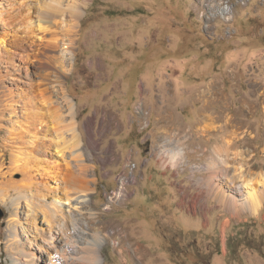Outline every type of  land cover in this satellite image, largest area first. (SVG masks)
<instances>
[{
    "label": "rangeland",
    "instance_id": "374dc122",
    "mask_svg": "<svg viewBox=\"0 0 264 264\" xmlns=\"http://www.w3.org/2000/svg\"><path fill=\"white\" fill-rule=\"evenodd\" d=\"M75 23L71 62L40 85L31 42L56 39L52 53L63 57ZM41 123L57 145L49 138L18 168L17 151L32 150L30 124ZM226 129L229 174L256 180L248 172H264V0H0V184L26 178L41 190L12 189L20 211L0 195V264H12V230L49 264L48 238L59 235L50 222L62 219L70 264H264V207L234 218L206 196ZM54 191L66 203L60 216L32 214L33 204L51 209Z\"/></svg>",
    "mask_w": 264,
    "mask_h": 264
},
{
    "label": "bare ground",
    "instance_id": "6f19581e",
    "mask_svg": "<svg viewBox=\"0 0 264 264\" xmlns=\"http://www.w3.org/2000/svg\"><path fill=\"white\" fill-rule=\"evenodd\" d=\"M27 5H28V3H27ZM76 25L77 24L75 23V24H73V26L71 25L72 27H67V29L69 28L67 30L68 33L71 32V33H73V35H71L69 38L70 43L66 47L68 49L67 50L68 52L65 54L66 56L64 55L63 57H59L57 59H56V57H54V54L52 52L58 48V45L56 43V39H53L51 44L50 43L37 44L35 40H33L31 42L30 45H32V47H35L36 49L39 48V50H40L36 54V57L39 59V65H40L39 69L42 70L41 71L42 73L40 74V77H41L40 85H44V84H41L43 82V80H49L50 79L49 74H52L53 72L55 73L57 71V64L61 63V68L63 69L62 71L64 72V68L67 66V64L70 61V58L72 57L71 56L72 54H70V53L73 52V45H74V42L76 41V38H74L76 33L73 31V27ZM24 48H25V45H24ZM68 55L71 57H68ZM27 58H29V57H27ZM54 69H56V70H54ZM47 70L51 71L52 73L47 71ZM44 73H47V74L43 77ZM62 83H63L62 79L58 78V84H62ZM66 92H65V95L63 96L64 103L66 102V108H67V110H69V116H73V114H72L73 105H72L70 98L68 99ZM216 94H215V96H214V94H210L209 97L221 101V99L223 98V95H220V94L216 95ZM220 106H222V105H220ZM216 107H219V106L216 105ZM208 114L207 113L204 114V117L206 119H209V118L211 119V117L214 116V113H210V115H208ZM215 117H217V116H215ZM57 120H58V122H60V121L62 122L64 120V117L61 115H57L56 121ZM69 125H68V127L72 128L73 122H70ZM30 126L34 128V134H32L34 137V140L31 141V143L33 145L32 150L29 151L27 154H25L26 153L25 151H22V152L17 151L18 154L21 155V157L18 159L22 161L20 164L16 165L18 168H23L25 166V164H27L23 160H25V159L30 160L28 157H31L33 155H42L45 152L44 147L47 146V144H48L47 141L49 138L52 139V141L54 142L53 138L47 136L48 133H50V131L52 130V126L47 125L46 129H45L43 123H41V127H38V126L36 127L33 124H30ZM65 126H66V124H65ZM54 128H57V127L54 126ZM71 128H68V129H71ZM221 128H223V127H221ZM29 131H31L30 128H29ZM73 132H72L73 133L72 136L74 137L77 135V133H76V130H73ZM222 133H223L222 136H220L218 138L217 143L214 146L213 157L211 158V160H212L213 164H215V166H217V169L214 166L215 168L212 170L213 172H211L209 175H207V181H209L208 182L209 187H208L206 196L212 202L218 203L222 210H224L226 213H230V215L234 218L241 217L243 212H249L253 216H258L260 211L264 207V172L255 173V172L249 171L248 173L250 175H254V178L256 179L254 181L253 180L247 181L246 179H243V175L241 174V172L237 173V174H233L231 176V174H229V172H231V171L226 164H227L228 160L231 161L230 157H232V156H230V155H231V149L233 147V143H232L231 139L226 138V136H229V135H227L229 133V131H227V129L222 131ZM27 143L25 141L20 142L19 148L24 149V147H22V146L27 147ZM234 143H235V141H234ZM54 144L57 145V142H54ZM237 147L240 148V145L237 144ZM58 152H64V149H60ZM242 154H243V152H237V153H235L234 158L237 160H238V158H239V160H242V159L244 160L243 156H241ZM57 167H59L61 169V166H59V164ZM210 169H212V168H210ZM33 181H34V179H33ZM123 181L124 180L121 181V184H123ZM241 181L243 183H241ZM251 181H253V182H251ZM37 185L38 184H35L33 182H28L26 178L21 180L20 182H15V183L14 182H10V183L4 182V183L0 184V192H1L0 195L2 196V194H4L5 197H7V199H4L2 197L3 202L6 203L7 200H9L10 204H8V202H7V204L16 208V210L20 211L22 209L21 200H23L22 199L23 196H19L17 198H12V195H14L12 192V189H15L16 187L29 188V187H35L36 186L33 189L36 190V192H37L36 194L39 195L41 190H40V192L38 191ZM118 194L120 195L121 192ZM53 196L55 198L53 200V203L51 204V209L48 205H47L48 206L47 209H45L43 204H33V205L29 206L31 208L32 214L37 215L39 212L48 214L50 211H53L56 215L60 216V211H61L60 207H62V205L66 204V203L63 202L62 198L56 193V191L53 192ZM34 197L39 198L38 196H34ZM64 220L65 219L60 220L61 222L58 223L59 225L58 224L56 225V222L55 223L50 222V225H55V226L50 227L48 232L50 233L52 229L54 230V228H57L56 230L59 232H56V233H59V235L56 236V234L54 232L53 237L48 238L51 241L50 247L54 249V253L48 255L49 259H50L49 264H64V263L70 264V262L72 260L70 251L73 248V244L71 242L70 237H68V235H69L68 231L69 230L65 228L66 226L62 225L64 223H66V221H64ZM229 224H230V220H227L225 222L224 233L226 232V228H227V226H229ZM57 226H60V227L58 228ZM11 230L12 229L10 228V231ZM60 232L62 233L61 236H60ZM18 234H19L18 230H15V231L12 230V233H10L9 239L7 241V248L12 247L10 250L12 252L11 253L12 264H40V261H42V256H41L42 254H40L39 251L41 253H43L42 250H40L41 249L40 245L38 246L36 241H34V242L28 241V242L24 243V242H19V240H18L17 242H15L14 240L19 236ZM58 236L61 238H59ZM11 237L13 239H11ZM62 237H65V238H62ZM53 240H55V242L59 243V247L57 245L54 246ZM10 241L12 243H10ZM97 248L98 247L95 246L94 248H92V250L89 251V259L93 260V262L95 261L96 263H98V261H100V257L98 256V253L96 252ZM16 249H18L17 253L15 252ZM14 252H15V254H14Z\"/></svg>",
    "mask_w": 264,
    "mask_h": 264
},
{
    "label": "water",
    "instance_id": "95a60500",
    "mask_svg": "<svg viewBox=\"0 0 264 264\" xmlns=\"http://www.w3.org/2000/svg\"><path fill=\"white\" fill-rule=\"evenodd\" d=\"M3 216H4V212L2 209H0V220L3 218Z\"/></svg>",
    "mask_w": 264,
    "mask_h": 264
}]
</instances>
